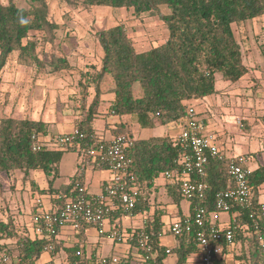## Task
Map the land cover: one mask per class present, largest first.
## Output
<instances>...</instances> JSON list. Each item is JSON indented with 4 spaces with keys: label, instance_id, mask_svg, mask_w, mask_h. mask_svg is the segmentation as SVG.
<instances>
[{
    "label": "trees",
    "instance_id": "1",
    "mask_svg": "<svg viewBox=\"0 0 264 264\" xmlns=\"http://www.w3.org/2000/svg\"><path fill=\"white\" fill-rule=\"evenodd\" d=\"M29 1L30 8H23L14 0H8L6 4L0 0V74L8 57L15 51L19 52L21 61L37 62L54 72L70 69L69 60L54 52L46 63L39 59V40L53 44L59 25L50 17L47 0ZM80 3L85 7L133 9L137 15L156 13L168 29V37L162 44L142 52L136 50L123 25L98 30L95 35L103 51L100 68L95 72L81 73L80 85L84 92L90 87L94 88L91 103L75 125V128L87 136L81 142L82 148L95 146L96 143L108 144L120 134L134 139L128 151L133 158L130 170L136 176L142 194L132 211L125 212L123 208L119 210L125 214H137L144 203H147L143 190L150 189L153 181L165 171L178 167L184 145L177 136L169 133L147 139L135 138L123 123L115 124L111 130V139L100 137L94 130L93 122L99 114L104 82L111 78L109 90L114 93V99L106 113L108 116L134 115L142 128H154L158 125L186 126L187 107L194 106L193 101L217 92L218 73L223 80L234 83L251 72V67L244 61L243 50L233 25L264 16V0H81ZM163 5L169 8V13H162L160 7ZM31 32H39L42 37L29 38ZM136 88L140 95L135 94ZM35 133L48 134L47 124L43 120L13 117L0 119V173L20 170L29 175L32 171H42L48 177V187L40 191L43 195L54 196L56 205L60 206L61 201L57 196L77 193L79 187L84 185L85 178L79 176L78 169L68 185L56 188L54 182L60 175L59 163L65 149L45 147L33 150L32 136ZM66 150H77L79 160L83 154L78 148ZM229 159L225 154L222 160L210 159L206 166L205 203L210 214L216 210L217 194L228 187ZM249 182L255 204L259 206L262 203L257 200L255 189L264 184V165L252 171ZM175 186L174 201L185 199L179 186ZM193 206L191 203L190 216L194 212ZM233 212L238 215L235 226L231 225L235 228L234 244L232 247L225 245L224 252L234 256V264H264L260 233L255 228L256 221L264 224V217L256 214L255 218H250L248 211L239 209H233ZM184 217L186 215L181 218ZM161 218V212L156 211L154 219L148 220L146 225V231L154 240L158 264H164L167 256V248L160 244L163 236ZM175 239L177 244L171 250L177 254L176 264H186L191 255L198 254L194 233L177 235ZM9 240H14L13 248L9 247ZM51 243L57 251V237L41 238L27 231L20 233L12 219L5 221L0 217V257L15 253L20 254L27 263H35ZM239 244L242 255L235 256ZM131 245L136 247V243ZM79 250L78 247L67 249L70 264L78 261L86 263L83 257L77 255ZM226 259H222L223 264H226ZM122 264H131V261Z\"/></svg>",
    "mask_w": 264,
    "mask_h": 264
},
{
    "label": "rangeland",
    "instance_id": "2",
    "mask_svg": "<svg viewBox=\"0 0 264 264\" xmlns=\"http://www.w3.org/2000/svg\"><path fill=\"white\" fill-rule=\"evenodd\" d=\"M19 7L30 8L29 0H14ZM47 0L50 17L59 28L56 31V40L53 44L39 40L37 48L38 57L44 63L50 61L52 52L66 57L71 63L70 69L59 72L52 71L46 65L37 62L21 61L19 52L15 51L8 57L6 66L1 71L0 85V119L13 117L17 119H41L51 117L62 118L63 112L74 118L76 124L83 116L88 106L90 88L85 93L80 85L81 73L95 72L101 65L103 51L98 43L95 33L115 25H123L129 32L137 51H147L162 44L168 37V29L160 16L156 13L145 12L135 14L133 9L113 8L108 6L85 7L81 0ZM8 3V0H2ZM163 14L170 12L165 5L161 6ZM237 40L239 41L245 63L251 65L253 73H249L236 88L237 93L246 94L242 97L244 102H251L253 109L260 110L257 117L264 121V16L233 25ZM39 32H31L29 38L39 39ZM26 41V40H25ZM112 85V80H110ZM216 87L229 89L230 82L222 79L220 73L216 75ZM93 88V87H92ZM94 89L91 90L93 93ZM136 95H140L138 88ZM238 97H240L238 95ZM223 104L231 101L227 95L221 96ZM195 108L203 117L213 112L206 104L193 101ZM216 110V109H214ZM260 115V116H259ZM198 116H201L198 114ZM215 116V115H214ZM213 116V117H214ZM117 117H112L109 121ZM216 121H221L215 116ZM248 121V120H247ZM257 121V119H256ZM261 121V120H259ZM105 119H102V123ZM224 126L236 132L238 125L246 131L242 124H236L231 116L222 118ZM57 128V127H56ZM177 133L181 126L177 125ZM167 127H155L153 135H161ZM170 133L172 128L167 129ZM247 134L234 133L232 138H246ZM78 151L66 150L63 152L60 164V175L56 178L55 186H61L70 181L71 176L78 170ZM48 186V177L42 171H32L25 175L23 171L13 170L9 173H0V217L7 221L12 219L15 227L22 232L31 233L34 207L36 199L42 196L43 203L49 200L40 191ZM92 190H97L92 187ZM145 191V190H144ZM45 197V198H44ZM36 204V205H35ZM221 222L227 223L230 215L221 212ZM130 218L124 217V224ZM13 241V240H9ZM113 240L106 238L105 243L110 245ZM15 243L9 242L14 246ZM189 264H194L193 261Z\"/></svg>",
    "mask_w": 264,
    "mask_h": 264
},
{
    "label": "built area",
    "instance_id": "3",
    "mask_svg": "<svg viewBox=\"0 0 264 264\" xmlns=\"http://www.w3.org/2000/svg\"><path fill=\"white\" fill-rule=\"evenodd\" d=\"M187 124L179 130L177 138L184 145V153L178 160V167L165 171L162 176L170 184H177L181 195L194 204L193 214L177 218L168 228L172 236L190 235L194 233L198 245L200 264H223L229 253L224 252L225 245L233 246L238 215L233 209L249 212L250 218L256 214L264 217V203L256 206L249 175L252 169L248 166L250 158L246 155L233 156L229 159L228 187L216 196V210L209 213L205 194L207 184L204 182L206 166L210 159H224L225 151L218 142L216 134L209 131L207 123L198 116L193 105L187 107ZM86 134L78 128L55 135L33 134V150L42 148L69 149L78 148L83 151L79 160V176L84 177L88 167H105L112 173V178L104 186L99 195L87 196L85 184L80 186L77 193L67 196L58 195L60 206L52 210H39L33 216L32 228L34 235L39 237H58L59 231L71 228L74 232L85 230L88 226L95 227L99 235L107 234L117 242L136 243L138 256L131 264H158L154 240L146 231L147 221L139 229L130 231L113 226L106 229L113 213L123 208L125 212L132 211L138 203L142 190L136 176L131 172L133 158L128 154L133 144V138L120 134L113 137L108 144L96 143L95 146L82 148L81 142ZM39 209L43 206L41 196L37 197ZM35 204V205H36ZM221 212H227L230 219L221 222ZM130 215H133L130 213ZM255 228L260 233V245L264 253V224L255 222ZM162 235H165L164 230ZM53 252L55 245L51 243L46 248ZM171 254V248L166 249ZM77 255L83 256L82 251ZM97 264H122L126 260L118 257L96 256ZM1 264H54L51 262L27 263L20 254H3ZM70 264V263H69ZM74 264H86L78 261Z\"/></svg>",
    "mask_w": 264,
    "mask_h": 264
},
{
    "label": "crops",
    "instance_id": "4",
    "mask_svg": "<svg viewBox=\"0 0 264 264\" xmlns=\"http://www.w3.org/2000/svg\"><path fill=\"white\" fill-rule=\"evenodd\" d=\"M248 66L252 67L251 65ZM99 68L100 65L97 67V70ZM251 73H253L252 69L250 74ZM246 77L247 75L237 82H230L232 87H230L229 89L218 90L216 87V93L208 95L203 99L196 100L195 102H201L204 105L206 104L209 108H212L213 112L210 113L207 117H203V113L204 111H208V109L204 108L202 112L197 110V108L196 110L197 113L201 115L199 117L207 123L209 131L216 134L218 142L222 149L225 151L226 156L230 158L233 156L240 155L248 156L250 158V160L248 161V166L254 171L260 166L264 165V121L262 119L256 118L258 116L257 112L260 110L253 109L251 102L249 103L243 101L242 97H246L247 95H240V93H237L236 91V88ZM110 80L111 78L107 79L106 82H104L103 84L104 93L101 95V103L98 108L99 114L93 122L95 132L102 138L111 139L113 137L111 130L115 126V124L123 123L131 130L135 138L147 139L152 136H155L151 132L155 127L142 128L138 124L137 119L134 115L125 114L109 121V119H111L113 116H108L106 113L114 99V93L109 90L111 87ZM93 89L94 88L90 87V94L88 96V106L94 96V91L93 93L91 92V90ZM224 95H227L229 98H231V101H229L227 104H223L221 101V96ZM238 95L240 97H238ZM214 115L219 116L221 121H216ZM63 116V122L58 120L62 118L61 115H59V118L51 117V119L44 120V122L47 124V135L50 136L58 133L69 132L75 128L76 124L74 123V118H72L70 115H66V111L63 112ZM226 116H231L236 122V124L240 123L242 124V127L246 128V131H244L241 126L238 125L239 127L236 131L242 134H247L246 138H232L234 133L236 132L230 131L229 127L224 126L222 123V118ZM102 119H105L104 123H102ZM33 120L41 119L38 118ZM159 126L162 125H158L156 126V128ZM164 127H167V129L172 128L173 132L170 133L166 129L163 134L169 133L171 136H177L179 133H177L176 128L173 125ZM77 159L79 161V158ZM61 160L59 163V169ZM76 172L74 174H76ZM84 178V184L86 186L87 193L89 194V196H94L99 195L103 192L104 186L112 178V173L106 168L102 169L97 167H88L86 169ZM71 179L68 183L63 184L61 186L68 185L71 182ZM175 185L176 184L168 183L166 179L162 175H160L153 181V186L150 189H145V191L143 190L147 203H144L140 212H138L137 214L130 215L125 214L122 210L118 209L113 213L109 222L106 224V229L110 230L113 226H118V228L126 231L139 229L144 225V221H147L148 223V220H153L154 213L158 211L162 214L161 220L163 222V230L165 232V235L162 236V238L160 239V244L165 246L166 248H174L177 244V240L174 236L167 233L169 225L177 218L188 215L191 212L190 201L182 198L177 201H174V196L176 194ZM61 186L55 187L57 188ZM92 187H96L97 190H92ZM255 193L257 200L260 203H264V184L257 186V188L255 189ZM45 197H49V200L46 202V204L43 203V206L40 209L36 205L34 207V213L39 210L44 211L52 210L55 208L57 204L55 197L52 195H46ZM125 216H128L130 218V222L126 225L124 224ZM30 230L33 234V228H30ZM106 238L111 239L107 234L99 235L97 229L92 226H88L82 232H74L69 227L64 228L57 237L59 249L53 252L47 250L44 251L41 257L36 262L69 264L67 249L73 247H78L80 249L79 251L83 252V256L81 257L86 260V264H97L98 261L95 258L96 256H107L110 258L118 257L126 261H133L138 256L139 252L133 245L126 242H117L111 239L113 240L112 243L107 246V244L105 243ZM9 242L15 243L14 240L8 241V243ZM9 247L13 248V246L11 245ZM238 255H242V247L240 246V244L238 245V247H236L235 256ZM190 261H193L194 264H200L198 254L195 253L191 255L186 264H189ZM176 262L177 254L175 253V251H173L171 254H167L166 258L164 259V264H176ZM234 263V256H228L226 259V264Z\"/></svg>",
    "mask_w": 264,
    "mask_h": 264
}]
</instances>
